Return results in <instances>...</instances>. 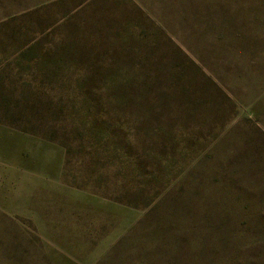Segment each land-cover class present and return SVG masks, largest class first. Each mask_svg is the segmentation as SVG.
Wrapping results in <instances>:
<instances>
[{
  "label": "rangeland",
  "instance_id": "374dc122",
  "mask_svg": "<svg viewBox=\"0 0 264 264\" xmlns=\"http://www.w3.org/2000/svg\"><path fill=\"white\" fill-rule=\"evenodd\" d=\"M0 264H264V0H0Z\"/></svg>",
  "mask_w": 264,
  "mask_h": 264
}]
</instances>
